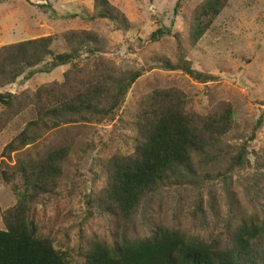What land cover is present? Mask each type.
I'll return each instance as SVG.
<instances>
[{
  "label": "trees",
  "instance_id": "obj_1",
  "mask_svg": "<svg viewBox=\"0 0 264 264\" xmlns=\"http://www.w3.org/2000/svg\"><path fill=\"white\" fill-rule=\"evenodd\" d=\"M186 1H177L176 13ZM228 2L202 0L197 5L189 22L191 46L198 45ZM96 18L112 21L123 34L130 28L125 14L110 0H94L92 19ZM170 34L158 28L148 41ZM175 36V57L155 58L159 65L211 81L212 76L194 69L179 34ZM59 39L65 51L53 48ZM105 47L96 31L78 29L0 47V88L22 76H33L42 65L40 71L46 73L72 65L62 84H43L21 95L0 93V132L17 124L16 118L22 119L1 153V176L17 202L2 214L0 264H260L252 242L264 236V206L249 216L236 217L230 204L229 225L214 233L215 222L208 219L204 197L209 195L212 206L218 184L227 196L234 195V175L252 165L249 141L256 138L262 119L250 136L230 141L237 114L232 105L208 113L194 111L185 93L175 88H155L141 97L135 119L122 120V126L134 133L130 141L123 138V148L96 161L100 172L94 173V179L101 186L98 195H85V216L79 225L100 217L108 221L109 229L83 239L77 249L78 262H72L68 250L56 247L58 236L39 226L37 210L70 200L73 190L62 179L69 167L79 165L89 150L97 148L92 140L75 148L64 142L42 148L43 137L72 123L114 122L133 85L151 69H118L100 55ZM260 161L264 169V155ZM251 183L245 189L254 200L260 191ZM184 206L190 208L194 231L169 222V214Z\"/></svg>",
  "mask_w": 264,
  "mask_h": 264
},
{
  "label": "rangeland",
  "instance_id": "obj_2",
  "mask_svg": "<svg viewBox=\"0 0 264 264\" xmlns=\"http://www.w3.org/2000/svg\"><path fill=\"white\" fill-rule=\"evenodd\" d=\"M110 1L130 22L125 34L108 19H92L94 0H0V47L42 36H59L69 29L94 30L106 43L100 55L118 69L151 68L133 85L123 110L114 122L104 125L72 123L64 125L60 132L56 129L50 131L41 140L44 142L42 148L60 142L70 143L75 148L89 140L97 145L88 151L79 165L69 167L67 177L62 179V184L73 190L70 200L59 205L41 206L36 212L39 226L45 232L51 231L58 236L56 247L68 250L74 263L79 260L77 249L83 239L92 234L103 235L109 229L108 221L100 217L91 218L82 227L79 225L85 216L82 212L85 195H98L101 186L94 179V173L100 172L96 161L123 148V138L130 141L134 133L131 128L122 126V120L128 123L135 119L141 97L155 88L181 90L192 109L201 113L219 111L226 105H232L237 113L236 126L228 139L233 142H237V137L245 139L250 136L257 120L262 119L256 138L249 141L252 165L234 175V195L227 196L223 185L218 184L213 192V205L210 206L209 195H206L204 209L208 219L215 222L211 229L217 233L229 225L226 220L231 214L230 204L235 207L236 217L249 216L264 206V169L260 166V157L264 155V0H229L195 47L188 39L189 22L202 0H187L179 13L175 11L178 0ZM158 28H165L171 34L157 41H148ZM176 34L188 51L194 69L212 76L211 81L204 82L180 71L165 70L156 61L157 57H175ZM53 48L58 52L66 50L62 39L57 40ZM85 56L83 54V58ZM42 68L43 65L37 67L33 76H22L14 84L0 88V93L21 95L43 84H62L72 65L60 66L49 73L40 71ZM16 121L17 124L0 132V164L4 147L17 134V126L22 124V119L16 118ZM75 161L73 157L71 162ZM10 163L13 165L14 161ZM250 182H255L260 191L254 200L251 195L247 196L245 189ZM16 202L11 186L4 182L0 171V229H4L3 211ZM189 209V206H184L169 214V222L194 231ZM252 251L260 264H264V236L253 240Z\"/></svg>",
  "mask_w": 264,
  "mask_h": 264
}]
</instances>
